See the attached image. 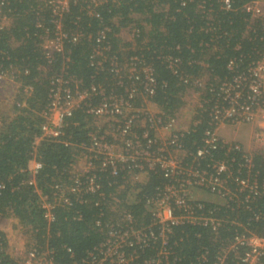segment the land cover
<instances>
[{
	"label": "trees",
	"instance_id": "1",
	"mask_svg": "<svg viewBox=\"0 0 264 264\" xmlns=\"http://www.w3.org/2000/svg\"><path fill=\"white\" fill-rule=\"evenodd\" d=\"M57 1L0 3L1 12L11 19L8 27L0 28V70L13 74L14 81L21 85L9 112H0V218L15 221L29 235L32 242L28 247L51 251L56 264H82L91 253L97 254L95 249L107 240L110 225L114 231L120 229L116 226L118 221L124 225V212L131 214L133 227H148L152 216L146 199L157 198V188L163 187L167 179L156 169L145 171L148 173H143L144 181L132 184L131 177L139 173L138 169L119 166L113 175L110 169L100 168L101 160H94V169L88 173L76 172L77 161L90 156L82 147H90V134L98 131L87 107L98 105L99 96L83 101L71 116L63 119L58 138L44 139L36 145L49 115L52 80L63 75L73 92L94 86L124 95L133 81L126 74L122 78L124 86H116L112 58L129 68L131 57H136L143 61V67L152 69L156 79L152 101L165 117H173L184 106L183 99L193 80L206 73L224 79L231 60H254L257 52L264 49V33L259 22L254 26L257 33L245 35L247 14L240 10L225 12L219 0H65L67 8L61 13H57ZM233 1L238 8L250 0ZM58 22L66 35L63 53H55L49 60L43 44L47 38L55 37ZM133 24L134 37L124 40L122 32ZM102 31L105 36L99 42ZM97 51H103L104 56H94ZM141 68L138 66V71ZM136 84L141 89L139 82ZM26 86L32 89L29 95L23 93ZM142 104L141 97L134 101L135 107ZM207 127L205 116L199 126L184 136V164L190 165L192 155L202 147ZM106 138L113 143L112 136ZM225 154V149H217L212 151V158L202 159L199 164L205 167L211 159L228 161L231 172L238 176L240 155ZM33 158L41 163V168L34 184H30L28 166ZM253 164L251 176L257 174L261 184L264 157L256 155ZM241 172L240 176H247L245 168ZM89 177L95 178L98 191H87ZM225 177L222 174L221 178ZM226 184L236 194L232 200H212L213 195L203 191L207 198L202 196L197 202L201 206L196 209L198 214L219 222L216 230L211 225L175 226L169 239L173 255L168 263L156 262L161 246L156 242L142 250L134 249L133 256L138 257L135 264H145L150 259L151 264H192L202 256L201 264H215L219 251L236 235L253 233L264 237V196L246 202L248 193L237 191L235 180H227ZM62 194L68 202L60 199ZM44 198L53 206L51 220L46 216ZM117 207L120 213L114 211ZM226 262L237 264L232 255ZM0 263H14L8 253L7 236L1 231Z\"/></svg>",
	"mask_w": 264,
	"mask_h": 264
},
{
	"label": "built area",
	"instance_id": "2",
	"mask_svg": "<svg viewBox=\"0 0 264 264\" xmlns=\"http://www.w3.org/2000/svg\"><path fill=\"white\" fill-rule=\"evenodd\" d=\"M1 1L4 0H0V3ZM219 2L225 12L240 10L247 14L248 25L245 35L251 31L257 33L254 26L259 22L264 33V0H250L238 8H235L233 0ZM54 3L57 13L67 8L65 0ZM137 19L139 17H135V20ZM10 24L11 19L0 9V28L4 29ZM135 26L133 24L124 30L131 37L128 41L134 37ZM105 31L100 33L99 42L104 38ZM54 35V38H47L43 44L49 60L53 54L63 53L66 35L61 30L60 22L57 23ZM78 39L79 35L73 40ZM94 56L103 57L104 52L97 51ZM130 61L129 68L127 64L120 66L118 58H112L111 62V72L117 78L116 86H124L122 78L126 74L133 81L132 87L126 88L124 95L115 90L108 93L94 86L87 91L73 92L70 81L63 75L55 77L52 80L47 123L42 127V135L36 140L38 145L44 139L58 138L63 119L71 116L73 110L83 101L91 96H99L101 101L98 105L90 104L87 107V113L95 119L98 131L90 134V147L85 145L82 147L90 156L89 158L84 156L77 161L76 172L88 173L94 169L93 161L101 160L100 168L110 169L113 175L117 174L119 166L121 168L127 166L131 170L138 169L139 173L131 177L132 184L143 182V173L154 172L156 169H160L167 179L163 187L157 188V198L146 199L152 216L151 224L148 227L135 228L132 226L131 214L124 212L122 214L124 225L118 221L116 225L120 227L118 231H114L110 225L107 240L95 249L97 254L91 253L89 260L82 264H135L138 257L133 256L136 253L134 249L142 250L156 242L161 243L156 262L168 263L173 255L169 246L173 227L192 224L205 227L211 225L213 230L218 228L217 220L197 212L201 208L197 202L202 199L203 191L223 201L232 200L236 194L226 184L227 180L232 179L237 184V191L248 193L246 202L251 198L264 196V181L260 184L257 174L251 176L255 156L264 157V49L258 51L252 61L246 62L242 58L231 60L226 66L228 76L224 79L206 73L193 80L192 87L187 93L193 95L192 103L186 94L183 99L184 106L173 117L168 118L152 101L157 89L152 69L143 67V61L136 57H131ZM138 66L142 67L139 71ZM14 80L13 74L0 70V87L9 83L19 88L21 85ZM137 82L141 89L137 87ZM31 91V87L23 88L25 95H29ZM139 97L143 99V104L141 107H135L134 101ZM205 116L208 117L209 127L203 133L202 147H198L192 155L193 161L190 165L184 164L182 158L186 157L187 153L183 149V138L192 128L199 126ZM241 126L255 127L252 136L253 147L250 149H246L237 141L227 140L222 135L224 128L238 130ZM101 130L103 134L100 135ZM107 135L113 137V143L108 142ZM217 149H225L227 153L225 155L238 153L242 161L238 173L242 174L241 169L245 168L248 171L247 176L238 174L235 177L230 169L232 165L228 161L211 159L205 167L199 164L202 159L212 158V151ZM234 162L232 159L231 163ZM40 168L41 163L33 158L28 166L32 178L30 184H34V177ZM222 174L226 175L223 179ZM226 178L227 180H224ZM99 189L95 178L89 177L87 191L96 192ZM65 196L62 194L60 199L68 202ZM42 201L47 211L46 216L51 220L53 206L45 198ZM114 211L120 213L121 209L117 207ZM153 227L157 229L153 230ZM240 248L243 250L240 251ZM131 249L134 251L131 252ZM219 252L215 264H227L229 255L233 256L237 264H263L264 237L253 233L246 236L236 235L233 241ZM8 253L13 264H56L51 251H40L36 247L20 250H11L8 247ZM203 260L204 256L198 259V263L192 264H201ZM152 262L150 259L144 263Z\"/></svg>",
	"mask_w": 264,
	"mask_h": 264
},
{
	"label": "rangeland",
	"instance_id": "3",
	"mask_svg": "<svg viewBox=\"0 0 264 264\" xmlns=\"http://www.w3.org/2000/svg\"><path fill=\"white\" fill-rule=\"evenodd\" d=\"M122 37L124 40L131 39L129 33L126 31H124ZM17 94L18 88L13 84L8 83L4 85V87H0V112L2 114L5 113L8 109H11L13 99ZM187 96L190 98V101L192 103L193 95L187 94ZM99 124L102 125V123ZM202 196L206 197V194L203 193ZM0 231L7 236L8 247L11 250H20L31 245L32 241L29 238V235L26 234L23 229L20 228V226H18L17 223L10 218H0Z\"/></svg>",
	"mask_w": 264,
	"mask_h": 264
},
{
	"label": "crops",
	"instance_id": "4",
	"mask_svg": "<svg viewBox=\"0 0 264 264\" xmlns=\"http://www.w3.org/2000/svg\"><path fill=\"white\" fill-rule=\"evenodd\" d=\"M6 112H9V109ZM254 130V126H241L238 130L224 128L222 129V135L225 137V139L237 141L241 143L246 149H250L253 147L252 136ZM211 199L214 200V196Z\"/></svg>",
	"mask_w": 264,
	"mask_h": 264
}]
</instances>
